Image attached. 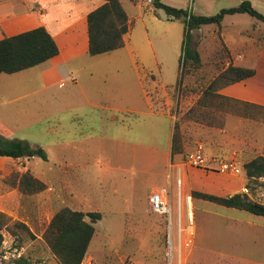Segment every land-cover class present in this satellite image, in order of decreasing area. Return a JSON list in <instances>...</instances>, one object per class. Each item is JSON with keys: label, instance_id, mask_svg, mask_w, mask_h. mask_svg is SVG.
<instances>
[{"label": "rangeland", "instance_id": "374dc122", "mask_svg": "<svg viewBox=\"0 0 264 264\" xmlns=\"http://www.w3.org/2000/svg\"><path fill=\"white\" fill-rule=\"evenodd\" d=\"M119 1L131 23L124 47L98 55L82 52L69 64L72 77L63 74L60 85L57 82L35 93L29 92L42 85L40 65L0 74V134L39 145L47 155L46 160L39 156H0V264H15L18 258L29 260V264H58L43 232L61 207L101 213L93 223L95 231L85 255L98 264H176L174 257L169 261L166 254V216L149 211L147 202L150 191L163 183L161 174L169 164L162 149L153 146L165 142L174 123L182 152L174 155L172 162L186 164L185 155L199 145L207 155L233 156L242 169L238 179L244 178L245 188L239 193L264 203V176L248 178L243 169L250 157L264 154V123L229 114L226 127L228 115L222 126L221 117L200 122L182 117L199 96L190 87L202 75L212 76L220 68L211 59L224 42L232 54L241 56L236 58L238 65H251L255 51L252 37L264 44V22L246 13H234L225 15L219 30L213 25L201 27V41L196 47L189 41V46L198 51L203 65L188 72L179 87L183 23L167 20L165 12L152 2ZM162 1L211 15L241 0ZM253 1V6L264 13V0ZM78 48L76 51H81ZM25 93V97L9 101ZM147 100L151 110L169 113L173 124L165 114L130 115L116 110L129 103L133 109L143 110ZM113 114L127 118L128 124L122 129L111 124ZM116 129L130 139L128 146L115 145L106 136ZM222 135L229 139L227 144H222ZM68 139L69 144H65ZM25 170L44 182L45 189L22 194L5 182V177ZM64 170L79 174L74 191L63 184ZM181 186L184 194L192 197L194 217L192 244L182 253L181 264H264V216L209 200L196 202L195 196L185 191L183 180ZM168 197L174 206L175 188L168 189Z\"/></svg>", "mask_w": 264, "mask_h": 264}, {"label": "trees", "instance_id": "16d2710c", "mask_svg": "<svg viewBox=\"0 0 264 264\" xmlns=\"http://www.w3.org/2000/svg\"><path fill=\"white\" fill-rule=\"evenodd\" d=\"M137 2L138 0H131ZM155 8L165 12V18L170 21L179 20L183 23V52L179 59L180 87L184 76L203 65L198 51L189 46L191 32L204 25H213L218 30L222 28L225 15L246 13L264 22V13L257 10L251 0H241L237 5L221 8L211 15L193 13L188 8L174 7L162 0H152ZM129 30V18L119 0H104L87 15L88 49L89 55L109 53L125 45L124 36ZM211 59L213 65L220 64L218 71L212 76L202 75L190 87L191 91L199 93L195 104L189 107L182 117L187 120L200 122L210 118L221 120L227 115L258 120L264 123V106L236 98L224 96L218 90L228 84L246 79L255 73L254 68L232 64L228 48L223 45ZM58 53V46L44 26L19 32L0 38V74L14 73L41 64ZM228 60V61H227ZM225 61L226 64H225ZM221 65H224L221 67ZM180 90V88H179ZM211 104V105H210ZM210 106V107H209ZM219 110H216V108ZM157 110V107L153 105ZM214 123V122H211ZM215 125V124H209ZM182 152L181 136L178 126L173 124L170 154ZM0 156L11 158H30L39 156L46 160L45 150L39 145H33L25 139L9 138L0 134ZM186 156V155H185ZM248 178L264 176V156L252 157L243 164ZM12 187H16L22 194H34L45 189L44 182L36 178L31 171L12 173L4 178ZM193 196L215 203L246 210L252 214L264 216V203L248 200L239 192L232 195H214L193 191ZM0 213V217H2ZM88 218V219H86ZM101 218L99 211H81L69 207L59 208L51 217L43 232V239L50 252L56 257L58 264H78L86 255L89 242L94 234L95 223ZM27 228L25 224H20ZM0 232V246L2 243ZM15 264H29V260L18 258ZM192 264V263H189Z\"/></svg>", "mask_w": 264, "mask_h": 264}, {"label": "crops", "instance_id": "0c3cea01", "mask_svg": "<svg viewBox=\"0 0 264 264\" xmlns=\"http://www.w3.org/2000/svg\"><path fill=\"white\" fill-rule=\"evenodd\" d=\"M251 1L252 3L254 2L253 0ZM103 2L104 0H0V10H5L2 13L0 12V38L4 36L14 35L19 32L35 28L37 26H44L46 30L51 34L58 46V53L56 55H54L47 61L38 64L40 65L38 75L42 85L41 87L36 88L29 93H35L37 91H40L42 88L49 87L50 85H53L57 82L58 85H60V81L64 79L62 77L63 74H66L67 78L72 77V71H70L69 64H72V62L75 61L79 57V55L82 54V52L87 53L88 49L87 15L91 10L98 7ZM199 13L201 14L202 12H197V14ZM130 24L131 23L129 18V28ZM201 31V28L192 30L190 41L192 42L193 47H196V43L201 41L199 39ZM252 39L254 41L253 47L255 48V51H253L254 54L251 53V65L243 67L254 68L255 73L246 79L228 84L220 88L218 90V93L224 96L264 106V44H259L261 41L257 40L254 37H252ZM224 44L229 50L232 64L238 65L236 62V58H240L241 56L232 54L225 42ZM76 48L81 49V51H76ZM72 81L74 82L75 79H73ZM27 94L28 93L19 94L18 96L9 99V101L15 102L25 97ZM166 102H168V99H166ZM2 103L5 104L8 103V101H2ZM87 104L93 105L89 101L87 102ZM131 106L132 104L129 103L124 107L116 108V110L125 111L127 113H130V115L136 112L143 114L148 113L151 115L165 114L169 115V117L171 118V115L169 113L151 110V104L149 100L146 101V109H133ZM229 116L230 115H228L226 118V127ZM239 118L244 120V118ZM110 120L111 124L116 123L115 125L119 126L118 128L120 129L128 124L127 118H122L119 115L115 114L111 115ZM238 123L241 122L238 121ZM226 130L227 128L223 129L221 133L224 135L226 133ZM171 134L172 128L165 142L159 143L158 141L153 146L157 150L158 148L162 149V153L164 154V157L168 159L169 163L167 171L165 170L161 174L163 183L155 188H166L170 191H173V188H175L176 190L175 182L179 173L180 177L182 176L184 189L188 193L198 191L221 196L224 195L223 193L226 194L228 192H239L243 188H245L244 178L241 180L238 179V175L242 171L241 168L238 174H232L219 172L215 168H200L189 166L187 163V165H183L182 162H172L170 154ZM223 135V138L221 137V142L222 144H227L228 141L226 140L229 139H224ZM106 136H108V138L111 139L112 142H115V145L121 144L128 146L130 144V139H128L123 131H119V129L113 131L111 130L110 132H108V134L106 133ZM69 142L70 140L68 139L65 144H69ZM238 144H240V141L238 142ZM203 153L205 156H221L218 154L216 155L209 153V155H207L206 152ZM261 155L264 156V154ZM7 158L14 159L11 157ZM250 159H252V157H250L247 161H249ZM78 175L79 174L75 170H64L63 184L70 187L71 191H74L75 189H73V187L75 186L77 181H79ZM194 198L196 202L201 199L205 200L200 197Z\"/></svg>", "mask_w": 264, "mask_h": 264}, {"label": "built area", "instance_id": "2783aa9c", "mask_svg": "<svg viewBox=\"0 0 264 264\" xmlns=\"http://www.w3.org/2000/svg\"><path fill=\"white\" fill-rule=\"evenodd\" d=\"M151 2L152 0H146L147 4ZM186 163L200 168H215L222 173L238 174L240 172V167L233 156H205L200 145L186 155ZM181 184L182 179L179 173L176 179L174 206L168 197V189L166 188L151 190L147 197L149 211L166 216L169 225L166 254L169 257V261H172L174 257L176 264H181L182 253L192 244L194 234L192 197L190 194H184ZM173 230L175 233H173ZM78 264L98 263L92 258L84 256Z\"/></svg>", "mask_w": 264, "mask_h": 264}]
</instances>
